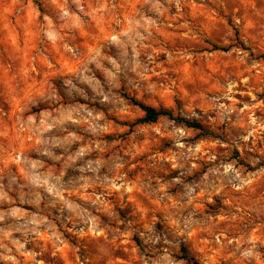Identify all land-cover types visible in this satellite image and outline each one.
I'll list each match as a JSON object with an SVG mask.
<instances>
[{
	"label": "clouds",
	"instance_id": "1",
	"mask_svg": "<svg viewBox=\"0 0 264 264\" xmlns=\"http://www.w3.org/2000/svg\"><path fill=\"white\" fill-rule=\"evenodd\" d=\"M0 264H264V0H0Z\"/></svg>",
	"mask_w": 264,
	"mask_h": 264
}]
</instances>
